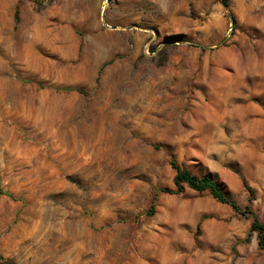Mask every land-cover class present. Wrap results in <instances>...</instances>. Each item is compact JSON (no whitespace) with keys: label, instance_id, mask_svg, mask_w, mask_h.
<instances>
[{"label":"rangeland","instance_id":"rangeland-1","mask_svg":"<svg viewBox=\"0 0 264 264\" xmlns=\"http://www.w3.org/2000/svg\"><path fill=\"white\" fill-rule=\"evenodd\" d=\"M171 159L264 220V0H0L1 264H264Z\"/></svg>","mask_w":264,"mask_h":264},{"label":"trees","instance_id":"trees-1","mask_svg":"<svg viewBox=\"0 0 264 264\" xmlns=\"http://www.w3.org/2000/svg\"><path fill=\"white\" fill-rule=\"evenodd\" d=\"M63 89L72 90L75 88L63 87ZM169 163L171 168L174 170V176L172 178L174 188H162L160 189L161 192L181 193L185 188L197 192L207 191L216 201L230 206L233 211L244 217L251 218L247 236H249L252 232H256L257 244L260 249H264V220H260L250 209L249 205H245L244 207L239 206L238 203L234 199H232L228 192L224 189L222 183H220L211 175L195 174L189 169L178 165L173 159H171ZM241 181L244 188L249 193L250 199L254 195L253 189L250 187L244 177H241ZM5 194H7L8 196H12L9 192H5ZM151 212H154V208H151Z\"/></svg>","mask_w":264,"mask_h":264}]
</instances>
